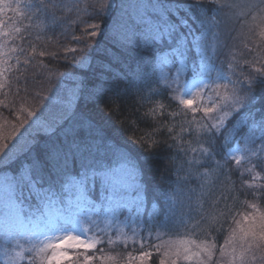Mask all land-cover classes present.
<instances>
[{
	"label": "snow or ice",
	"instance_id": "1",
	"mask_svg": "<svg viewBox=\"0 0 264 264\" xmlns=\"http://www.w3.org/2000/svg\"><path fill=\"white\" fill-rule=\"evenodd\" d=\"M58 9L70 13L63 23L68 25L71 40L80 45L63 49L65 61L74 67L70 72L30 77L25 73L34 66L35 47L25 49L16 41L24 40L23 33L35 21H40L41 29L49 19L57 23ZM5 10L14 14L7 21ZM96 18L109 22L102 27L91 22ZM225 19H243L248 33L258 31L264 38V0H103L99 7L89 2L84 8L76 0L70 4L64 0H0V76L7 79L9 71L23 75V79L16 77L17 122L10 135L0 136L4 233L0 254L5 264H93L104 259L103 254L96 255L98 246L113 243L112 230L126 243L145 232L143 239H151L153 233L160 238L159 230L187 228L184 214L177 216L182 193L176 188L170 185L164 203L146 198L144 166L167 153L163 158L176 167L173 151L182 161L176 167L175 184L196 183L201 192L196 207L200 209L207 189L214 205L223 203V215L231 216L237 225L224 241L218 264H264V54L258 52L245 61L247 72L241 68L237 73L234 60L217 67L215 55L209 54L216 49L210 47L207 34ZM24 20L30 23L22 30L16 24ZM46 55L39 52L40 57ZM51 55L56 57V53ZM182 74L193 77L184 95L202 97L201 103L183 99L180 103L186 110L175 113H166L162 103L159 112L156 107L146 110L140 118L151 123L141 137L134 138L141 149L137 155L107 133L97 112L101 104L111 114L125 97L141 104L169 91L179 93ZM32 80L41 85L47 80L43 91L50 95L30 91ZM69 80L72 86L66 89ZM145 86L150 89L147 97ZM3 87L11 85L0 84ZM33 95L42 110L24 106ZM167 116L179 120L169 125ZM239 142L243 148L233 150L231 145ZM230 164L236 166L240 187L225 191L233 174ZM258 178L261 183H256ZM237 193L252 197L251 202H243L251 209L243 215V222L235 219L234 208L228 205L229 200L236 201ZM186 199L191 208L192 196ZM198 215L212 227V214L207 218ZM200 221L192 225L190 235ZM125 228L131 230V237ZM141 247H145L143 241ZM214 247L189 236L179 245L165 242L155 250L163 248L162 256L170 257V264H208ZM152 255L150 250L135 256L128 253L127 264H146ZM159 264L169 262L161 258Z\"/></svg>",
	"mask_w": 264,
	"mask_h": 264
},
{
	"label": "trees",
	"instance_id": "2",
	"mask_svg": "<svg viewBox=\"0 0 264 264\" xmlns=\"http://www.w3.org/2000/svg\"><path fill=\"white\" fill-rule=\"evenodd\" d=\"M21 3L24 0H20ZM59 2V0H57ZM65 3H72L73 0H64ZM76 2L80 3L81 8H84L86 3H95L97 7L103 2V0H76ZM91 12V9H89ZM13 13L7 12L3 14V18L7 21L9 16H13ZM56 18L57 23L53 24L49 19L45 23L47 24L46 28H39L38 25L40 21H35L32 23V27L24 32V40H17V44H22L25 49L30 50V45L35 47L34 54V66L33 68H29L26 75L32 77L36 73H49V72H70L72 71L74 65L67 63L64 59L65 53L63 49L65 47H80V45H76L72 40L70 34H68V25L63 23V21L70 15V13L64 10H56ZM74 15V13L72 14ZM217 19H221L218 17ZM91 22L101 23L103 24L107 21V19L96 18ZM28 20H24L22 23L17 22L16 26L20 27L22 30L29 25ZM245 22L243 19H225L219 28L211 29L207 34V42L210 47L215 46L216 52L213 53L210 51V55H215V63L217 67L221 65L223 62L225 65L234 60L233 67H236L237 73H239L241 68H245V61H251L257 53L264 54V38H261L259 32L248 33L247 28L244 26ZM11 26V25H10ZM74 30L76 31V35H80V30H76L75 26ZM83 26H81L82 28ZM7 30V29H6ZM37 35L40 36V39H37ZM2 39V38H0ZM96 39H99L97 37ZM44 51L48 55L44 57L39 56V52ZM52 53H56V57H52ZM25 57H21V61ZM77 58H79V54H77ZM68 59L71 60V54H68ZM43 62V65H47V67H43L40 62ZM13 63L15 61H12ZM247 72L248 69L245 68ZM8 77L7 79L4 76H0V84L3 85H11V87H3L0 88V136H7L12 133V124L17 122V114L15 109L20 105V99L15 95L17 91L16 77L20 76L23 79V75L21 73H17L15 71H9L5 73ZM213 78L215 77V73L213 72ZM56 79H63V77H56ZM233 80L237 79V76L232 77ZM193 80L191 75L182 74L179 80V84L181 86L180 92L169 91L166 94H162L160 96L154 97L152 101L144 100L141 104H137L134 99L131 97H125L124 101L121 102L120 107L118 109H113L111 114H109V109L106 104H101L97 108V112L99 116L103 117V124L107 130V133L115 140L118 141L121 145H124L126 150L132 153L134 156L137 155L141 149L139 145L135 143L134 138H139L150 128L149 121L142 120L140 117L142 114L152 108L156 107L159 112L158 105L162 103L165 106L166 113H175L182 110H186V106L180 103L181 95L184 91V88L188 85V83ZM223 83V81H221ZM48 81L44 80L42 85L40 82L32 80L30 82V91H40L42 95H50L49 92L43 91L44 88H47ZM71 81H66L64 87L66 89L71 88ZM152 87H155L153 84ZM175 89L176 85L172 86ZM163 89V86H161ZM133 95H135L136 89L132 88ZM150 89L145 86L143 95L147 97L149 95ZM139 99V97H136ZM202 97H195L194 102L196 105L201 103ZM15 101V103H13ZM40 103L36 100L35 96L28 97L25 102V107L31 106L33 108L40 109ZM44 104L47 101H43ZM42 110V109H40ZM39 115V111L37 113ZM199 116V114H197ZM35 119V118H32ZM158 119H161L158 117ZM179 117L167 116L165 122L169 125L178 122ZM31 123V120H29ZM25 127H28L25 124ZM23 132V129H20ZM179 143V141H177ZM10 144L12 141L9 142ZM193 146H195V137H193ZM231 147L243 148V143H233ZM167 153H163L161 158L149 161L145 166V170L143 173V180L145 181L146 187V198L152 202L156 203H164L166 197L169 193L170 185L173 188L178 190L179 199L177 201V216L179 218L181 212L184 214L183 219L189 225L187 228L179 227L173 228L170 232H166L165 230H159L161 232V237L157 238L156 234L153 233L151 239H143V237L147 236V233H141L139 237L127 240V242H122V238L119 236L115 230H112V244H102L98 246L96 251V255L99 258L101 254L104 255V259H97L93 262V264H127V256L128 253H132L134 256L139 255V253L143 250H150L153 252L151 259L146 261V264H159V259L164 258L162 256V252L164 251L161 248L160 252L155 250V246L162 245V238H193L197 239V241H207L208 246L214 245V252L216 258L210 262V264H218L220 260V250L224 245V241L228 239L231 229L237 227V225L233 222L231 216L223 215L226 212L223 203H221L218 207L214 205L211 196H209L208 190L206 189L203 193V198L201 199V204L203 208L196 207V197L201 196L200 189L197 187L196 183H192L190 185L175 184L177 170L176 167L182 162L180 157L175 155V151L172 154V160L176 161V167L165 158ZM219 159V157H217ZM223 163V161H221ZM230 167L233 169V174L229 178V182L225 184V191L237 189L240 187L239 178L235 175L236 166L234 164H230ZM264 175V173H262ZM247 178V177H246ZM262 181L257 179L256 183H261ZM189 188L194 189L193 192H189ZM215 194V193H214ZM186 195L192 196L191 208L189 207V201L186 199ZM69 197L73 196L72 192L68 193ZM156 197H160L159 201H156ZM247 200L251 202L252 197L245 194L237 193L236 201L229 200L228 205L231 208H234L232 213L235 216L236 220L242 221V217L244 214H247L251 211V209L245 207L243 202ZM182 202V204H181ZM198 213H202L206 218L209 214H212L215 217V222L212 224V227L209 228L208 224L200 221V215ZM239 213V215H237ZM197 221H200L199 227L195 229V234L190 235L193 231L192 225H195ZM125 231L128 233V236H132V232L130 229L125 228ZM3 229H2V217H0V239L3 238ZM141 241H143V245L145 247H141ZM152 246V247H148ZM218 257V258H217ZM0 264H5V259L2 257L0 259ZM133 264H139V261H134Z\"/></svg>",
	"mask_w": 264,
	"mask_h": 264
},
{
	"label": "rangeland",
	"instance_id": "3",
	"mask_svg": "<svg viewBox=\"0 0 264 264\" xmlns=\"http://www.w3.org/2000/svg\"><path fill=\"white\" fill-rule=\"evenodd\" d=\"M191 83H192V80L188 83L187 86H190ZM187 86H186V87H187ZM184 89H185V88H184ZM189 98H190V99H195L194 96H186V95H184V91H183V92H182V95H181V100H183V99H189ZM235 149H236V148H234L233 150H235ZM161 237H163V236H161ZM184 239H186V238H183V237H178V238H162V239H161V243L164 244L165 242H170V243H172V244L179 245V242H180L181 240H184ZM2 257H3V255L0 254V259H1ZM214 258H216V255H215V252H214V250H213V255H212L211 259L208 261V264H210V262L213 261ZM217 258H218V257H217ZM4 259H5V258H4ZM164 259L168 260V262H169V264H170V261H171V258H170V257H168V258H165V257H164ZM178 264H191V262L178 261Z\"/></svg>",
	"mask_w": 264,
	"mask_h": 264
}]
</instances>
